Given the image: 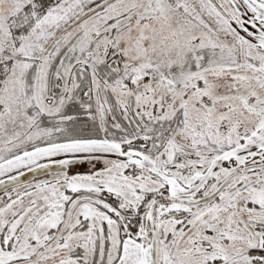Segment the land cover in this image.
I'll return each mask as SVG.
<instances>
[{
    "label": "snow or ice",
    "instance_id": "6c2138e0",
    "mask_svg": "<svg viewBox=\"0 0 264 264\" xmlns=\"http://www.w3.org/2000/svg\"><path fill=\"white\" fill-rule=\"evenodd\" d=\"M0 264H264V0H0Z\"/></svg>",
    "mask_w": 264,
    "mask_h": 264
}]
</instances>
